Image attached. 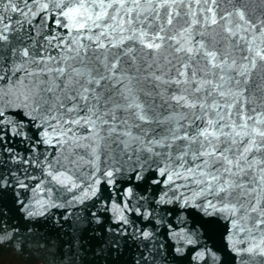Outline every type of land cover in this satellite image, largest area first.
I'll use <instances>...</instances> for the list:
<instances>
[{"label":"snow or ice","instance_id":"1","mask_svg":"<svg viewBox=\"0 0 264 264\" xmlns=\"http://www.w3.org/2000/svg\"><path fill=\"white\" fill-rule=\"evenodd\" d=\"M5 259L264 264V0H0Z\"/></svg>","mask_w":264,"mask_h":264},{"label":"water","instance_id":"2","mask_svg":"<svg viewBox=\"0 0 264 264\" xmlns=\"http://www.w3.org/2000/svg\"><path fill=\"white\" fill-rule=\"evenodd\" d=\"M5 256H7V254H5ZM5 264H7V259H5Z\"/></svg>","mask_w":264,"mask_h":264}]
</instances>
